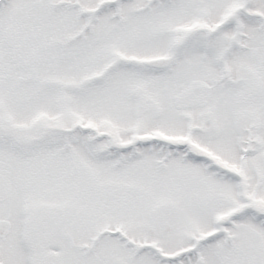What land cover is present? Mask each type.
Segmentation results:
<instances>
[{"label": "snow or ice", "instance_id": "1", "mask_svg": "<svg viewBox=\"0 0 264 264\" xmlns=\"http://www.w3.org/2000/svg\"><path fill=\"white\" fill-rule=\"evenodd\" d=\"M0 264H264V0H0Z\"/></svg>", "mask_w": 264, "mask_h": 264}]
</instances>
